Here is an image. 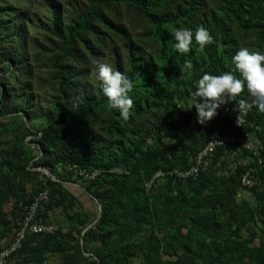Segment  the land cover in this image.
Returning a JSON list of instances; mask_svg holds the SVG:
<instances>
[{
    "label": "rangeland",
    "instance_id": "374dc122",
    "mask_svg": "<svg viewBox=\"0 0 264 264\" xmlns=\"http://www.w3.org/2000/svg\"><path fill=\"white\" fill-rule=\"evenodd\" d=\"M98 1L0 0V250L47 178L63 188L51 187L37 218L59 232L30 242L12 264H91L72 256L79 248L93 255L105 251V264H205L192 254L216 256L218 250L227 251L219 264H252L255 255L264 261V169L240 151L220 154L217 161L225 165L217 169L211 163L200 184L168 180L146 187L158 169L191 165L217 126L218 114L204 125L197 122L192 93L203 74L230 72L241 78L235 53L247 47L264 54V0H138L158 5L152 18L175 20L163 29L171 41L165 57L156 39L148 37L152 25L127 0L93 6ZM53 13L63 38L49 32ZM201 25L214 42L200 51L193 38L191 50L179 53L174 31L187 27L194 33ZM70 30L78 33L68 49L71 56L62 57ZM129 51L142 71L129 93L130 118L124 121L119 110L105 105L80 113V124L59 131L54 140L44 137L48 117L58 115L56 103L75 106L96 91L97 59L129 76ZM185 61L193 68L185 69ZM159 91L176 96V110ZM248 98L245 87L228 103ZM250 124L264 147V118ZM78 138L114 156L116 166L96 181L64 165L52 170L61 148ZM242 160L251 168L227 169ZM103 206L110 215L105 224ZM129 223V233H112ZM50 247L55 251L47 252ZM62 255L72 258L65 263Z\"/></svg>",
    "mask_w": 264,
    "mask_h": 264
},
{
    "label": "trees",
    "instance_id": "16d2710c",
    "mask_svg": "<svg viewBox=\"0 0 264 264\" xmlns=\"http://www.w3.org/2000/svg\"><path fill=\"white\" fill-rule=\"evenodd\" d=\"M101 1L102 0H99L98 2L93 3V6L98 5L99 2H101ZM127 1L132 6H134L136 8V10L140 14H142L146 18V20L148 21V23L150 25H152V27L154 29V32L152 34L148 35V37L156 39V41L160 45V55H161V57H165L168 54V51L170 50L171 41L164 34L163 29L166 26L174 25L175 20L174 19H168V18L157 20V19L152 18L150 16V11L154 8V6H158L157 4L147 5V4L143 3V2H139L138 0H127ZM227 1H229V0H227ZM52 17H53V20H52V28L49 31L50 34L53 35L54 37L59 38V39L63 38L61 36V34H60V23H59V20H58L56 14L53 13ZM77 33H78V31H75V30H70L68 32V40H66L64 42V46H63L64 48L62 50V57L63 56H71V55H69L71 50H68V49L71 47L72 42H73V38L76 37ZM62 41H64V40H62ZM60 58L61 57H59V59ZM62 59L63 58H61L59 61L56 62L55 67L57 65H59V62ZM129 62H130L129 65H130V68H131V72H130L128 77L133 82H135L139 78V76L142 74V71L136 69L135 55H134V53H132L130 51H129ZM158 93H159V96H161V97H165L166 96L165 93H163L161 91H159ZM166 99L170 103V105H168V106H171V104H172V107L176 110V106H175L176 105L175 104L176 96L168 94L166 96ZM249 99H252V97L248 98L247 100H249ZM107 104H108L107 97H105L104 94H103V82L101 80H99V81H97L96 91H94V92H92V93H90V94H88V95H86L84 97L79 98L75 106H73V105H71V106L70 105H62L60 103H56L57 109L59 111L58 115L57 116L55 115L53 118L52 117H48V119H50V122H49V125L47 126V128L45 129V131L43 132V136L44 137L48 136L49 138L51 137V139L54 140V137H52V136H54L55 134H59V131L64 130V128H68V127L80 124V122L78 120V117H77L80 113H88L92 109H95V108H98V107H102V106H105ZM258 117L264 118V114L253 113L252 115H250L247 118L246 126L242 129L241 132L242 133H250V134H252L254 136V138L259 142V144L261 146L262 155H263V158H264V147L262 145V139L258 140L255 137V135L253 134V132L251 130V124H250V121L253 118H258ZM215 122L217 123V126L215 127L214 131H211V132L208 133L210 135L208 136L207 140H209L212 137L218 136L222 132V130L226 126H229V124H230L229 120L220 118L219 114L217 115V118H216ZM162 124L163 123L161 121H159V125H162ZM28 134L29 133H27V135ZM168 136L169 135L166 134V137H168ZM57 139H58V137H57ZM202 148L203 147H201L199 150H201ZM226 150H228V149L227 148H223V149H218L216 151V153L214 155V160L212 162V163H215V168L222 169L221 167H217V164L220 163V161L219 162L217 161V158L220 156V154L225 153ZM241 153L246 155L247 158H248V155L245 152H241ZM195 155H196V153L193 155V157ZM116 164H117V160H116V158L114 156H111L109 153H107L103 149H95L94 145L90 142V140L78 138L76 140H72L69 144L64 145L61 148L59 156H57L52 161V163L50 165L52 167L51 169L54 170V171H56V169L60 168L59 165H61V166L64 165L63 167L71 165V166H76L80 170H84L86 172H92V171H100V172H102L104 170H108V169L116 166ZM252 164H253V166L255 165V166L259 167L256 162L252 163ZM263 164H264V160H263ZM35 166H37V164ZM189 166L168 167L167 171H172V170L183 171V170L187 169ZM251 166H250V168H251ZM237 170L245 171L246 169L245 168H239ZM157 171H164V170L163 169H158ZM260 172H262V170H260ZM204 173H202L200 175L199 179L196 182H192V181L178 182V181H176L173 178L168 179V180H174V181H176L178 183H186V184H189V185H194V184H197V183L200 184L201 178H202ZM99 177H97L95 179V181L98 180ZM168 180H165V181H168ZM262 183L264 184V181H262ZM62 185H63L62 182H60L59 180H58V182H55V181H52V180H49V179L45 178L44 183L41 184V190L39 191V193L43 189L46 188V189L49 190V195H48V197H49L50 194H51V187H55V186L58 187L59 186L60 188H63ZM256 196H257V198H259L258 194H256ZM108 210L109 209L107 207H105V206L102 207V215H101V219H100L102 224L103 223L104 224L107 223V219H109V217H110ZM22 216H20L18 218H21ZM18 218H16V219H18ZM43 223H45V222H43ZM46 224H48V223H46ZM130 227H131L130 223L128 225L125 224V225H122V226H117V229L116 228L113 229L112 233L116 234V235H122L123 232H125V234H126V233L130 232V230H131ZM58 232H59V229L57 230V232L54 235H56ZM109 235H110V233H109ZM109 235H108V238H109ZM47 237H53V235H36V236H32L31 235V236H27L26 239L22 243L21 250L16 255L12 256V259H16L18 257V255H19V253L24 251L25 248L27 247V245H29L30 242H33V240H37L39 238H45V241H46ZM48 246H49V244H48ZM3 248H1L0 252L2 251ZM47 250H48L47 252H52L53 250L55 251V249H51V247L48 248ZM60 251H62V254L65 252L64 249H60ZM74 255L79 257V258H81L83 261L90 260L91 264H105L106 261H107L106 260L107 256H108V254L105 251L103 252V250L99 251L96 255H93L91 253H88V251H83L80 248L77 251V253L72 254V256H74ZM192 255H194L198 259L202 260L205 264H219V262L222 261L221 259H223V258L227 259V251L226 250H224V251L218 250V252L216 253V256L209 255V256L206 257V255H200L199 253H193ZM62 256H63V260L66 261L65 263L69 262L68 259L72 258L71 255H66V256L62 255ZM256 257L257 256L255 255V259H254L252 264H257L258 262H260L259 264H264L263 260L262 261L261 260H257ZM208 259H209V261H208ZM249 264H251V263H249Z\"/></svg>",
    "mask_w": 264,
    "mask_h": 264
},
{
    "label": "clouds",
    "instance_id": "9594fccd",
    "mask_svg": "<svg viewBox=\"0 0 264 264\" xmlns=\"http://www.w3.org/2000/svg\"><path fill=\"white\" fill-rule=\"evenodd\" d=\"M173 36L176 41L174 47L182 54L191 50L193 38L199 45L200 51L214 42L210 32L202 25L198 26L194 33L187 27H181L174 31ZM232 60L241 78L230 72L221 75L205 73L197 82V89L192 93V99L195 102L197 122L201 125L214 119L218 114L217 109L230 102L232 98L240 96L245 87L252 100L249 102L241 99L237 110L247 113L255 106L258 111L264 113V54L241 47ZM96 66L98 77L103 82V94L107 97L108 109L119 110L120 117L127 121L134 108V101L129 96L134 88V82L101 59L96 60ZM184 68L192 69V62L185 61ZM198 97L203 100L202 103L196 102ZM237 124L240 125L238 118Z\"/></svg>",
    "mask_w": 264,
    "mask_h": 264
},
{
    "label": "built area",
    "instance_id": "2783aa9c",
    "mask_svg": "<svg viewBox=\"0 0 264 264\" xmlns=\"http://www.w3.org/2000/svg\"><path fill=\"white\" fill-rule=\"evenodd\" d=\"M251 100L249 99L248 101L251 102ZM253 113L260 114L261 112L255 106L247 113H244L237 110L236 104L228 103L222 105L218 114L220 118L230 121L229 126H226L218 136L212 137L205 142L203 148L196 153L193 157L192 164L187 169L183 171H157L146 187H151L156 182H163L171 178L178 182H196L200 175L210 167L216 151L223 148L245 152L251 163L256 162L260 168L264 169V158L259 142L252 134L241 132L247 124V118ZM237 118L239 119L240 125L237 124ZM250 162L242 160L230 163L227 169L234 172L239 167L250 168ZM224 165L220 162L217 164V167L222 168ZM67 168L69 171L79 173L80 176L92 181L101 174L100 171L86 172L71 165H68ZM245 181L244 179L243 183ZM48 195L49 190L46 188L43 189L36 199L25 209L24 215L13 222L12 240L0 252V264H11L13 262L12 256L21 250L22 243L27 236L54 235L57 232L58 227L56 225L43 223L37 218L38 209L42 203L48 200Z\"/></svg>",
    "mask_w": 264,
    "mask_h": 264
},
{
    "label": "water",
    "instance_id": "95a60500",
    "mask_svg": "<svg viewBox=\"0 0 264 264\" xmlns=\"http://www.w3.org/2000/svg\"><path fill=\"white\" fill-rule=\"evenodd\" d=\"M167 144H168L167 141H164V142H163V145H162V149H163V150L166 149Z\"/></svg>",
    "mask_w": 264,
    "mask_h": 264
}]
</instances>
